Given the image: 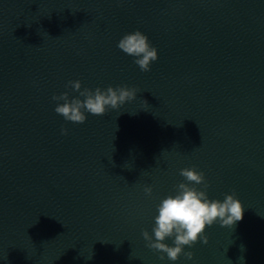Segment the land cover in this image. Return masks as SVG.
I'll return each instance as SVG.
<instances>
[{"label": "water", "instance_id": "water-1", "mask_svg": "<svg viewBox=\"0 0 264 264\" xmlns=\"http://www.w3.org/2000/svg\"><path fill=\"white\" fill-rule=\"evenodd\" d=\"M136 30L149 72L117 47ZM72 80L137 97L73 123ZM191 167L244 218L170 261L142 233ZM0 264H264V0H0Z\"/></svg>", "mask_w": 264, "mask_h": 264}, {"label": "clouds", "instance_id": "clouds-1", "mask_svg": "<svg viewBox=\"0 0 264 264\" xmlns=\"http://www.w3.org/2000/svg\"><path fill=\"white\" fill-rule=\"evenodd\" d=\"M117 47L134 57L135 64L143 72L151 71L152 62L158 60V50L152 46L149 37L139 30L125 34ZM68 87L78 92L79 96L72 97L67 91L54 95L52 100L58 102L55 112L66 121L78 124L87 120L85 113L103 116L109 109H119L126 102L135 100L138 92L136 88L127 85L108 86L106 89L97 87L94 90L83 88L80 80L69 81ZM145 103L148 104L146 100ZM62 134L67 135L68 129L63 128ZM179 174L186 182L177 184L176 194L168 195L157 206L158 215L152 229L154 235L147 230L142 233L147 247L166 254L170 261H177L181 255L192 260L195 254L186 252L185 246L193 247L197 242L207 245L209 236L206 227L219 223L221 227L234 228L244 218V204L235 193L227 194L223 201L210 199L207 192L209 185L203 172L191 167L180 169ZM195 185H203V190ZM153 187L145 185L144 193L151 196ZM169 238L173 239L174 246L165 243ZM241 249L243 251V246ZM160 258L164 259V255ZM240 260H244V257L241 256Z\"/></svg>", "mask_w": 264, "mask_h": 264}]
</instances>
